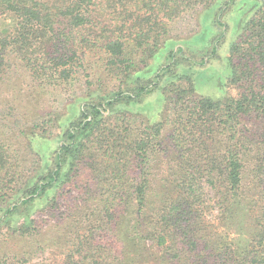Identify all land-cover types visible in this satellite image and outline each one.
<instances>
[{
    "label": "trees",
    "instance_id": "trees-1",
    "mask_svg": "<svg viewBox=\"0 0 264 264\" xmlns=\"http://www.w3.org/2000/svg\"><path fill=\"white\" fill-rule=\"evenodd\" d=\"M234 1L218 8L219 0H0V90L10 96L0 92V229L13 215L25 216L12 228L24 243L13 257L56 249V264H154L143 256L145 243L165 247L170 239L172 253L160 256L167 262L264 264V0H251L227 47L216 35L206 56L186 58L191 69H175L182 45L205 46ZM174 39L184 43L173 49ZM166 44L167 63L148 78V59ZM91 53L107 71L96 87L103 93L59 109L28 100L32 90L46 95L69 81L75 66L91 69ZM220 54L236 93H198L194 67L206 70ZM156 89L164 108L150 121L125 111L122 125L109 123L105 112ZM132 116L139 128L126 121ZM20 118L45 143L46 159L20 156ZM57 122L61 132L50 150L45 125ZM163 165L166 183L155 184L150 177ZM156 194L161 204L151 208ZM210 199L226 221L243 215L241 251L204 226L199 208ZM39 200L43 217L30 218L28 208ZM9 254L0 253V262Z\"/></svg>",
    "mask_w": 264,
    "mask_h": 264
},
{
    "label": "rangeland",
    "instance_id": "rangeland-1",
    "mask_svg": "<svg viewBox=\"0 0 264 264\" xmlns=\"http://www.w3.org/2000/svg\"><path fill=\"white\" fill-rule=\"evenodd\" d=\"M226 0H219V2L215 3L216 7L221 8L224 5V2ZM251 5V0H235L233 2V5H231V8H227L224 11H222L220 17L221 20L225 23L224 26H220L218 31H216L214 34H212L208 39L207 42H205V46L197 45V50L191 49L189 46L182 45L184 42H179V39H174V41H178L172 48L176 49L180 45L184 48L185 57H176V61L178 65L176 66V70L178 72H183L185 70L191 69V66H189V62L186 60V58L189 60H199V58L204 57L209 53L210 45L213 43V38L216 35L223 34V43L224 47H227L231 39L233 38V35H235V32L237 30V25L239 24V19H241L242 16H246L247 12L249 11L248 8ZM215 7V8H216ZM214 6L206 10L205 17H211L213 15V11L215 10ZM231 9V10H230ZM248 10V11H247ZM201 18V16H200ZM200 20V19H199ZM5 21H9V18H6ZM219 27V26H218ZM198 33H201L204 29L201 26V22L199 21L198 25ZM166 47V48H165ZM169 48V45H165L162 49L159 50L158 55L154 58L148 59V63L150 66H152L153 72L150 73L147 77L152 78L155 72L159 70L162 66H164L168 58L165 54L166 49ZM220 60H216L211 66L206 68V70L202 67L195 68V75H194V83L195 88L198 93L202 94H221L222 92L219 91V89L222 87L224 93L229 94H235L236 93V87H231V85H228L225 81V76L227 74V64L225 63L222 55L220 54ZM98 59V54L91 53L87 56L86 60L87 63H89L90 68L88 71H83L81 67L75 66L77 70L73 74V77L71 79L63 84L56 85L54 89H52L50 92H47L46 95H38L37 91L34 92L32 90V96L28 97V100L31 102H40L41 104H46L48 108H54L59 107L65 103L67 100L70 102L71 100H74L75 97L78 96H85V95H93L98 96L99 93H103V90L99 87L96 88L98 83L102 84L104 83V79L107 77V71L103 70V68L96 63ZM210 62V60H209ZM91 82V83H87ZM165 81V80H164ZM162 81V82H164ZM161 82V83H162ZM166 82V81H165ZM99 86V85H98ZM3 97H5L6 100H9L10 96L8 94H5L6 91L4 89L0 90ZM158 89H156L154 92H151L149 94L143 95L138 101L134 103H123L118 106L117 110H115L112 114H109L108 112H105V116H107L110 119V124H116V126H120L122 114L126 111L129 113H132V115L135 114H141L143 112L147 116L143 115L146 120L150 121V118L148 115H151L150 113L154 110L155 112L161 111L162 108H164V104L162 102V99L159 95ZM41 99V100H39ZM13 102H18L13 101ZM79 103H83L84 100L80 99L77 101ZM57 109V110H58ZM56 109H51L52 111H55ZM128 110V111H127ZM156 114V113H155ZM61 120V119H60ZM129 120V121H128ZM126 120L127 122L131 123L135 128H139L141 126L140 119L136 118L135 116H132L130 119ZM5 123V133L13 134L11 130V125L8 121H4ZM20 131L23 129L24 132L22 135L18 138L16 141V147L17 150L23 158H26L27 160H31L32 157L29 155V152L37 153L34 154V161H37V157L46 159L47 157L44 156L45 153H47L44 150L45 143L42 142L38 136L32 134L33 132L29 129V125L20 118ZM59 123L57 122L56 125H53L52 123H48L45 125L46 128V135L49 137V142H47L46 146H51L50 150H54L56 147L57 140H55L61 130L59 129ZM37 131V129H35ZM38 133V132H37ZM17 135L19 133H16ZM32 135V136H31ZM48 149V148H47ZM49 150V152H50ZM43 166L45 165L42 163ZM38 164H34V168L37 167ZM33 167L30 168V170H34ZM165 174H167L166 166L163 165L160 167V169L156 170V172L150 177L151 181L156 184H163L166 183L164 181ZM126 178V177H123ZM158 188V187H157ZM208 191V190H207ZM205 194V198L209 199L208 196H211V192L208 191ZM64 199V198H63ZM32 204L31 207L28 208L29 210V217L30 218H38L43 217V214H38L39 210L43 204L42 200H39ZM158 206L161 204V194H156L153 199L149 202V207H154L155 205ZM206 207L199 208L202 210V218L203 224L205 227H209L210 231L216 230L218 234L220 235V239L222 241H228L233 242L236 245L237 252L241 251L243 247L246 245V221L243 218V215L236 211L235 216L231 219L226 221V219H222V214L220 207L214 202V199L206 200L205 205ZM38 210V211H37ZM25 212V211H23ZM25 218L24 215L21 214H15L9 219V223L4 222L1 226V232H0V240L3 242V247H0V253L1 255L11 253L7 261L3 260L0 262V264H56L60 261L62 258L59 254V252L56 249H49V251L42 253L41 255L34 258L29 257L27 259V256H24V258L19 259L18 257H13L16 255V252H20V250H23L24 243L20 240H17L14 236H11L12 228H15L19 225V223ZM9 224V225H7ZM212 226V227H211ZM214 227V228H213ZM167 245L165 247H158L155 245V242H152L148 240L146 244V249L143 254L144 258L147 260V262H153L154 264H186L184 260H174V262H167L165 260H162L160 258L161 252L164 251L166 254H171L173 251V246L168 239ZM151 242V243H150ZM154 244V245H152ZM176 245V243H175ZM3 258V257H0Z\"/></svg>",
    "mask_w": 264,
    "mask_h": 264
}]
</instances>
